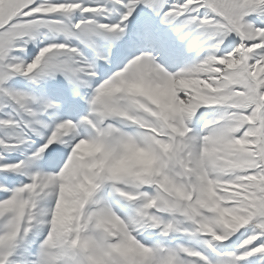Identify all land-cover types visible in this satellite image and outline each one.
I'll use <instances>...</instances> for the list:
<instances>
[{"label": "snow or ice", "instance_id": "6c2138e0", "mask_svg": "<svg viewBox=\"0 0 264 264\" xmlns=\"http://www.w3.org/2000/svg\"><path fill=\"white\" fill-rule=\"evenodd\" d=\"M0 264H264V0H0Z\"/></svg>", "mask_w": 264, "mask_h": 264}]
</instances>
